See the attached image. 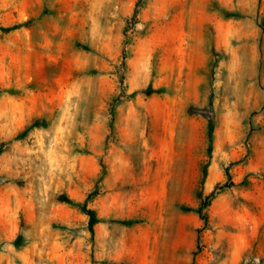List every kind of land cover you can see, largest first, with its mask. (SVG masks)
<instances>
[{
  "label": "rangeland",
  "instance_id": "rangeland-1",
  "mask_svg": "<svg viewBox=\"0 0 264 264\" xmlns=\"http://www.w3.org/2000/svg\"><path fill=\"white\" fill-rule=\"evenodd\" d=\"M0 264H264V0H0Z\"/></svg>",
  "mask_w": 264,
  "mask_h": 264
}]
</instances>
